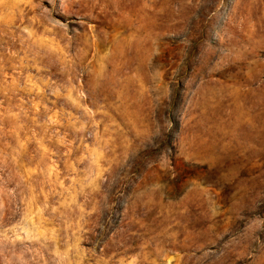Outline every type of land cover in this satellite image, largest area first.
<instances>
[{"label":"rangeland","instance_id":"374dc122","mask_svg":"<svg viewBox=\"0 0 264 264\" xmlns=\"http://www.w3.org/2000/svg\"><path fill=\"white\" fill-rule=\"evenodd\" d=\"M0 264H264V0H0Z\"/></svg>","mask_w":264,"mask_h":264}]
</instances>
